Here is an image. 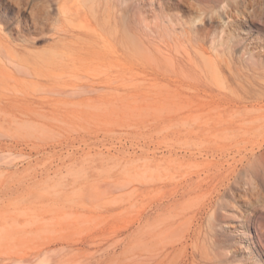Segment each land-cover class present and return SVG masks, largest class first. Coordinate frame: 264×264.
<instances>
[{
    "label": "rangeland",
    "instance_id": "rangeland-1",
    "mask_svg": "<svg viewBox=\"0 0 264 264\" xmlns=\"http://www.w3.org/2000/svg\"><path fill=\"white\" fill-rule=\"evenodd\" d=\"M19 1L0 0V264H152L212 225L233 263L264 264V82L167 81L102 28L88 39L105 61L59 64ZM126 1L130 29L170 19L264 63V0Z\"/></svg>",
    "mask_w": 264,
    "mask_h": 264
},
{
    "label": "bare ground",
    "instance_id": "bare-ground-1",
    "mask_svg": "<svg viewBox=\"0 0 264 264\" xmlns=\"http://www.w3.org/2000/svg\"><path fill=\"white\" fill-rule=\"evenodd\" d=\"M75 1L82 4V6H80L82 7L81 9H74L69 6V0H44V2L47 3L44 4L47 10L43 11V16L35 15L37 14V12L35 13L34 11L35 8L33 5V0H20L14 7L15 17L17 19L20 18L22 13L30 11V14L32 15V20L40 29V33L47 28L49 29L48 33L50 35L48 36H50V39L52 40L49 52H51V54L54 56V59L57 60L59 64H73L74 66H76L78 63L84 64L86 61H105L107 56H105L104 53L101 52V50L93 40L88 39L89 36L92 37L98 32V28H102L103 30H106L110 35H112L115 40L122 43L121 45H124V47L131 50L133 54H136L138 56L144 54L147 57L148 62L152 67V70L155 72L159 71L161 78L164 80L174 81L176 78V81L180 84H209L218 81L219 83L224 84L229 79L237 80L240 77H253L252 79H254L255 81L264 82V63L248 62L242 57H238V54H236L235 52L236 45L228 39L225 42L223 41V43H218L214 39H205L198 30H194V28H191V26H182L178 27L177 29V27L173 25L174 23L172 21H169L170 19L167 20L168 22L166 20H162L155 22L153 26L146 24L145 26L139 29L133 30L129 28V24L127 22V17L129 16L130 8L129 3L126 0ZM8 7H4V5H2L1 9L4 8L6 10L9 9ZM53 10H55V12L57 11V14L54 17L49 14ZM250 11L247 13H250ZM45 12L47 13L46 15ZM252 13L258 15L256 11H253ZM242 15H246L244 14V11ZM227 17H230V15H227ZM77 18H79V21L76 23L73 22V20ZM22 19L25 20L24 17L21 16V20ZM176 26H178L177 23ZM207 42L209 44H206ZM23 47H26V45H24ZM191 53L196 54L198 59L201 60L199 69L197 68L199 75L198 79H190V77H188V74L185 73V67L190 65L191 62V59L189 57ZM177 72L182 75H178ZM173 76L175 78H173ZM202 77L203 79H201ZM229 102H231L230 99ZM219 175H222V172L219 173ZM230 180H232V178ZM233 180H235V178ZM203 183H205V181ZM218 183L219 181L216 185H218ZM216 191L218 192V190ZM221 196L222 194L220 195V197ZM156 204H159V201ZM207 206L209 205H203L201 207L200 204L199 207H194L190 210V212L196 215L198 212L201 213L204 208L206 209ZM152 207L154 208V206ZM217 218L220 219V216ZM199 219L197 214V220ZM218 220H216V225H214V227L217 226ZM212 226H210L211 228H209L210 230H208L205 225L208 230L205 233L202 232L200 234V230L196 229L193 230L192 233L183 234L181 237L176 238V240L171 241L169 243H165L166 245L160 247L162 248L161 250H159L158 252L153 251L150 255V260L152 264H195V261H197L198 258L199 260H205L210 264H236L233 263L234 251H230V253H225L222 252V249H220L221 243L219 242L218 233L216 231H211L215 230ZM219 230L221 231V228ZM171 234H173V232ZM171 234L169 233V235ZM176 249H180L181 253L179 252L178 256L172 257V254ZM77 260L79 261V259Z\"/></svg>",
    "mask_w": 264,
    "mask_h": 264
}]
</instances>
